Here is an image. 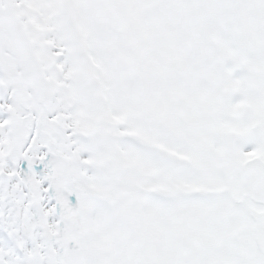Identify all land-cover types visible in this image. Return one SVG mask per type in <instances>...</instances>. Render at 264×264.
Masks as SVG:
<instances>
[{"label": "snow or ice", "instance_id": "6c2138e0", "mask_svg": "<svg viewBox=\"0 0 264 264\" xmlns=\"http://www.w3.org/2000/svg\"><path fill=\"white\" fill-rule=\"evenodd\" d=\"M0 264H264V0H0Z\"/></svg>", "mask_w": 264, "mask_h": 264}]
</instances>
